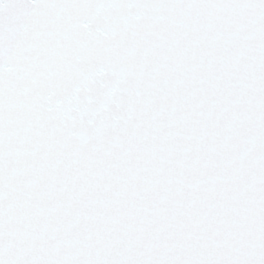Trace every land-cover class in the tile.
Instances as JSON below:
<instances>
[{"label": "snow or ice", "instance_id": "1", "mask_svg": "<svg viewBox=\"0 0 264 264\" xmlns=\"http://www.w3.org/2000/svg\"><path fill=\"white\" fill-rule=\"evenodd\" d=\"M0 264H264V0H0Z\"/></svg>", "mask_w": 264, "mask_h": 264}]
</instances>
